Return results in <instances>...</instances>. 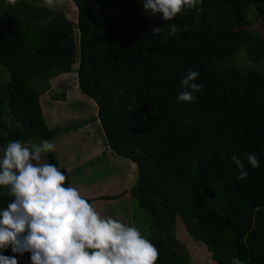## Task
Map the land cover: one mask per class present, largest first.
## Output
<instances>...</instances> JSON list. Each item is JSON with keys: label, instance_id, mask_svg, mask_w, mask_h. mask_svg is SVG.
<instances>
[{"label": "trees", "instance_id": "1", "mask_svg": "<svg viewBox=\"0 0 264 264\" xmlns=\"http://www.w3.org/2000/svg\"><path fill=\"white\" fill-rule=\"evenodd\" d=\"M70 1L75 23L26 0H0V66L8 73L0 87V147L86 125L48 128L39 103L46 80L40 92L32 88L36 77L67 74L77 63L78 88L96 106L90 120L105 148L135 166L128 193L149 215L155 264H188L200 247L214 264L233 257L264 264V67L235 61L240 50L254 63L264 57V38L249 29L253 17H264V0H202L198 12L184 8L171 21L145 13L139 0ZM170 23L178 26L175 36L167 35ZM164 25L153 37L150 28ZM189 69L200 73L203 91L195 102L177 103ZM5 106L19 130L5 122ZM248 153L259 166L237 179L231 157L243 161ZM47 159L70 184L57 157ZM85 193L98 206L125 191ZM10 199L0 195V207ZM179 219L185 240L176 234ZM4 255L28 264V253L8 248Z\"/></svg>", "mask_w": 264, "mask_h": 264}, {"label": "clouds", "instance_id": "2", "mask_svg": "<svg viewBox=\"0 0 264 264\" xmlns=\"http://www.w3.org/2000/svg\"><path fill=\"white\" fill-rule=\"evenodd\" d=\"M51 4L55 0H48ZM144 12L159 13L163 21H171L182 9L195 8L202 0H139ZM165 28L153 26L152 36ZM178 26L167 25V35L175 36ZM200 73L189 69L179 80L177 103L195 102L202 93L203 83H196ZM56 145L41 139L30 145L21 140H9L0 147V195L10 196L0 207V264H18L15 255L23 256L28 264H155L156 246L139 228L102 215L72 184H66L65 174L44 156ZM238 170L237 179L249 175L247 166L257 168L255 153L245 160L231 157ZM231 264H244L237 257Z\"/></svg>", "mask_w": 264, "mask_h": 264}, {"label": "rangeland", "instance_id": "3", "mask_svg": "<svg viewBox=\"0 0 264 264\" xmlns=\"http://www.w3.org/2000/svg\"><path fill=\"white\" fill-rule=\"evenodd\" d=\"M10 1L12 0H4L6 3ZM26 1L34 6L53 9L62 13L70 22H76L77 11L70 0H55L51 4L48 0ZM247 19H249L248 15ZM249 29L264 38V17H253ZM236 55L235 61L241 66L246 68L251 67L257 70L261 66L264 67V57L259 61L260 63H254L248 59L245 50H240ZM76 69L77 63L71 67L70 72L67 74H61L59 76L51 75L48 77L50 73H44L36 77L32 82V88L40 92L39 89L42 88L43 82L46 80L48 88L39 95V103L48 128H65L76 123L86 124L79 129H72V131L63 133L53 139L52 141L56 147L50 153H53L57 157L62 165L61 167L68 170L70 184L77 187L83 193L82 195L84 197H86L84 195L86 194L85 192L103 193L107 191V193H120L126 191L127 194L125 196H120L114 200L101 201L98 203V206L94 203V207L102 215L112 216L115 219H120L125 223L136 226L140 229L141 234L149 239V215L145 210L140 208L137 201L128 193V190L135 183V166L128 160L114 155L108 148L102 149L104 151L102 154L94 152L101 145L105 147L104 145L106 144L104 137L102 138L103 134L98 127V123L90 120L96 116L97 109L92 100L81 94L78 88ZM0 70H2L0 71V87H2L5 83L2 80H5L7 77L6 74L8 75V73L1 66ZM3 110L4 120L7 125L11 129L19 130L20 125L10 115L8 107L5 106ZM79 134L81 136H78ZM74 135H77L80 140L74 142ZM40 140L39 138H34L28 144L39 143ZM96 144L98 146L97 149L89 147V145L96 146ZM47 154L44 156L46 162L48 160ZM176 229L178 238L180 237L181 240L182 237L184 240L187 239L182 235L186 232L183 230L180 219ZM182 243L184 246L196 247L190 241L189 243L182 241ZM204 249L200 247L198 250H194L188 264H214L210 260V254Z\"/></svg>", "mask_w": 264, "mask_h": 264}, {"label": "crops", "instance_id": "4", "mask_svg": "<svg viewBox=\"0 0 264 264\" xmlns=\"http://www.w3.org/2000/svg\"><path fill=\"white\" fill-rule=\"evenodd\" d=\"M99 125V124H98ZM78 136H81V134H79ZM78 136L77 135H74L73 136V138H74V142L75 141H79L80 139L78 138ZM78 139V140H77ZM83 143H84V141H83ZM105 146V145H104ZM89 147L90 148H92V149H97V144H96V146H93V145H89ZM102 149H106L105 147H103L102 145L99 147V149H97V150H94V152H99V154H102L104 151L102 150ZM95 153V154H96ZM67 170V169H66ZM130 170H132V168H130ZM67 172H68V170H67ZM127 193H126V191H125V193H123V195L122 196H125ZM128 197V196H127Z\"/></svg>", "mask_w": 264, "mask_h": 264}]
</instances>
